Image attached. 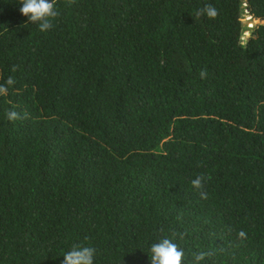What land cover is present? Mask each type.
I'll use <instances>...</instances> for the list:
<instances>
[{
    "label": "trees",
    "instance_id": "obj_1",
    "mask_svg": "<svg viewBox=\"0 0 264 264\" xmlns=\"http://www.w3.org/2000/svg\"><path fill=\"white\" fill-rule=\"evenodd\" d=\"M19 2L0 0V264L75 244L149 264L162 237L183 264H264V0H54L45 32Z\"/></svg>",
    "mask_w": 264,
    "mask_h": 264
},
{
    "label": "clouds",
    "instance_id": "obj_2",
    "mask_svg": "<svg viewBox=\"0 0 264 264\" xmlns=\"http://www.w3.org/2000/svg\"><path fill=\"white\" fill-rule=\"evenodd\" d=\"M19 13L25 17L27 24H35L41 32L48 31L52 28V20L58 15L54 0H20ZM209 16H215L214 9L207 11ZM245 21L256 24V20L245 17ZM250 27V26H248ZM247 35V33L245 34ZM14 81L9 78L7 85H12ZM8 92L7 86H0V95H6ZM18 118L16 111H9L8 119L15 120ZM195 188L199 189L202 186V179L196 178L192 181ZM239 236L244 237L245 233L240 232ZM149 264H183L184 251L175 242L174 238L162 237L149 246ZM205 254L196 255L193 264H199L204 259ZM62 264H95L96 249L92 246L75 244L70 250L64 252Z\"/></svg>",
    "mask_w": 264,
    "mask_h": 264
},
{
    "label": "built area",
    "instance_id": "obj_3",
    "mask_svg": "<svg viewBox=\"0 0 264 264\" xmlns=\"http://www.w3.org/2000/svg\"><path fill=\"white\" fill-rule=\"evenodd\" d=\"M246 19L249 21V20H250V17H247V16H246ZM248 26H250V27H251V26H252V24H251V23H248Z\"/></svg>",
    "mask_w": 264,
    "mask_h": 264
},
{
    "label": "rangeland",
    "instance_id": "obj_4",
    "mask_svg": "<svg viewBox=\"0 0 264 264\" xmlns=\"http://www.w3.org/2000/svg\"><path fill=\"white\" fill-rule=\"evenodd\" d=\"M257 23V21H255Z\"/></svg>",
    "mask_w": 264,
    "mask_h": 264
}]
</instances>
